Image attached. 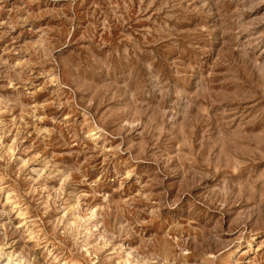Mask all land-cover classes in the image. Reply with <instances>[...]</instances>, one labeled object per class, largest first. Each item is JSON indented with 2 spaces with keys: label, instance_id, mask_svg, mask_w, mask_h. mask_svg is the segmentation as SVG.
Returning <instances> with one entry per match:
<instances>
[{
  "label": "rangeland",
  "instance_id": "obj_1",
  "mask_svg": "<svg viewBox=\"0 0 264 264\" xmlns=\"http://www.w3.org/2000/svg\"><path fill=\"white\" fill-rule=\"evenodd\" d=\"M0 264H264V0H0Z\"/></svg>",
  "mask_w": 264,
  "mask_h": 264
}]
</instances>
